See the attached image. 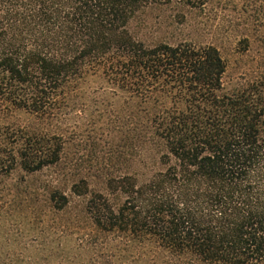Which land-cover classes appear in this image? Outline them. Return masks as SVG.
Masks as SVG:
<instances>
[{"label": "trees", "instance_id": "16d2710c", "mask_svg": "<svg viewBox=\"0 0 264 264\" xmlns=\"http://www.w3.org/2000/svg\"><path fill=\"white\" fill-rule=\"evenodd\" d=\"M207 1L0 0V180L72 179L28 193L0 264H264V80L225 92L215 48L133 34L148 10Z\"/></svg>", "mask_w": 264, "mask_h": 264}, {"label": "rangeland", "instance_id": "374dc122", "mask_svg": "<svg viewBox=\"0 0 264 264\" xmlns=\"http://www.w3.org/2000/svg\"><path fill=\"white\" fill-rule=\"evenodd\" d=\"M139 23L134 25L133 34L150 47L159 43H167L171 46L189 43L196 47L215 48L225 63L223 77L225 92L264 80V0H208L202 7L192 9L187 6L152 9L141 16ZM95 85L92 84L93 87ZM85 118L81 121L74 120L76 124H81L80 134L83 141L89 133L85 132L87 129L85 130L82 124H87L91 117ZM104 141V138L97 141L96 154L99 151H107L108 146ZM90 142L91 139L82 143L78 154L72 158L73 166L84 176L93 175L92 170L89 174L87 171L91 165H95L91 160L94 158V147ZM75 145L69 147V153L75 151ZM125 151L128 152V148H125ZM125 159L129 160V155L125 156ZM120 167L122 174L129 175L133 172L128 168L129 162ZM71 180L69 176L56 179L52 170H44L35 176H27L22 171L16 170L0 180V206L4 201L14 200L11 209H15L11 212L14 214V219L11 221L2 219L0 222L2 231L10 230L13 233L8 237H0V246L4 254L12 250L18 253L17 243L22 238L17 237L15 232L22 227L15 224L23 221L16 214L27 210V206H30L27 202L30 198L28 193H40L44 189L57 186L63 193L70 195ZM90 187L92 190L101 189L98 181L93 179ZM40 206L41 203L36 204V207ZM79 206V203L73 204L74 211H78ZM69 219L70 217L66 215L61 221L66 222ZM14 241L16 242L13 243Z\"/></svg>", "mask_w": 264, "mask_h": 264}]
</instances>
